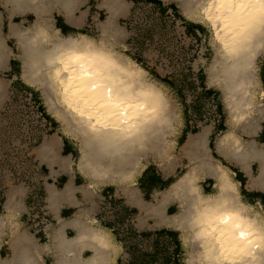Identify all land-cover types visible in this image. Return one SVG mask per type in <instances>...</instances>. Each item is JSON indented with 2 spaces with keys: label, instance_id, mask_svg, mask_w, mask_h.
<instances>
[{
  "label": "bare ground",
  "instance_id": "bare-ground-1",
  "mask_svg": "<svg viewBox=\"0 0 264 264\" xmlns=\"http://www.w3.org/2000/svg\"><path fill=\"white\" fill-rule=\"evenodd\" d=\"M174 1L187 19L212 33L215 56L207 70V81L221 91L230 123L251 110L264 114L254 70L256 58L264 49V0ZM11 3L34 12V0ZM101 6L107 15L97 23V37L83 33L66 36L54 27L51 17L41 13L29 28L12 24L10 36L19 50L22 81L43 88L49 108L59 113L57 118L80 143V157L70 165L86 180V190L113 186L121 193L131 189L141 175L145 168L141 159L148 152L162 163L169 156L172 146L166 144L165 136L173 119L164 91L146 79L147 71L141 65L114 49L126 35L116 24L117 15L126 8L124 1L102 0ZM42 10L46 14V8ZM9 50L0 33V66L10 57ZM224 136L235 141L229 132ZM196 143L206 145L204 138ZM44 144V148L55 150L53 140ZM38 156L48 165L57 159L56 151H40ZM193 158L174 185L142 203L145 215L152 217L156 226L167 222L191 228L183 230L184 241L200 246L199 264H264V216L252 205L240 202L239 191L226 169L216 168L205 156L197 162ZM214 170L224 195L201 197L202 188L195 182ZM66 188L74 191L72 184ZM174 196H181L180 204L188 208L180 216L165 214ZM135 200L140 202L137 196ZM5 223L0 219V236ZM85 239L91 242L94 253L88 264H99L111 240L106 233L91 229Z\"/></svg>",
  "mask_w": 264,
  "mask_h": 264
},
{
  "label": "crops",
  "instance_id": "crops-1",
  "mask_svg": "<svg viewBox=\"0 0 264 264\" xmlns=\"http://www.w3.org/2000/svg\"><path fill=\"white\" fill-rule=\"evenodd\" d=\"M123 1L126 8L116 17L118 26L122 19L129 17L134 5L133 0ZM101 5L102 0H34L33 12L16 8L11 0H0V26L8 32L5 43L15 40L10 36L12 24L25 29V23L30 18L35 22L39 13L51 17L54 27L66 36L83 33L97 37V23L107 15ZM43 7L46 14L40 11ZM9 54L8 60L0 66V72L8 66L11 71L16 69L12 66L16 61L14 50L10 49ZM259 55L257 98L264 107V49ZM245 115L230 123L227 113L219 114V122L212 119V114H207L210 121L203 125L197 122L196 115L189 121L190 114H182L184 124L171 131L177 135L174 152L163 163H145L135 184L121 193L113 186L86 190V180L76 167L70 165L74 160L73 150L58 133L51 139L56 142L55 150L44 148V143L35 149L36 159L43 168V177L37 183L34 178L30 184L23 183L21 163L14 160L10 165L0 150V219L6 221L0 236V264H88L94 255L91 242H87L89 238L84 241L89 229L102 231L111 240L99 264H135L136 252L144 256V264L152 260L155 264H199L200 246L185 243L183 230L191 228L167 222L156 226L153 218L145 215L146 207L142 203L150 202L155 193H164L174 185L187 171L192 162L190 157L194 156L197 162L205 156L216 168L226 169L239 191L240 202L252 205L264 216V114H254L251 110ZM226 132L235 138L234 142L225 138ZM201 138L205 139L206 145L195 144ZM45 150L48 153L56 151L57 159L53 165L39 158V152ZM216 174L214 170L206 178L196 180L202 188L201 197L204 194L212 198L223 197ZM71 184L72 193L66 188ZM135 196L140 202H136ZM180 198L172 197L165 209L166 215L180 216L188 209L180 206ZM8 219L11 220L8 222ZM73 246H76L75 250ZM136 247L140 250L136 251ZM169 247L172 252H167Z\"/></svg>",
  "mask_w": 264,
  "mask_h": 264
},
{
  "label": "rangeland",
  "instance_id": "rangeland-1",
  "mask_svg": "<svg viewBox=\"0 0 264 264\" xmlns=\"http://www.w3.org/2000/svg\"><path fill=\"white\" fill-rule=\"evenodd\" d=\"M133 1L129 17L119 22L126 35L114 49L141 65L147 71L146 79L164 91L173 119L169 130L184 124L182 114H190L189 121L196 115L197 122L203 125L210 121L207 114H226L221 91L207 81V70L215 56L211 31L187 19L174 0ZM105 18L103 15L102 21ZM33 23L34 19L30 18L25 27L29 28ZM0 33L6 41L7 30L0 26ZM7 45L15 52L13 58L16 61L12 66L16 69L11 71L8 66L7 70L0 72V150L10 165L14 160L21 163L23 183L30 184L33 178L37 183L43 177V168L36 159V148L47 140L51 141L58 133L70 144L77 162L80 143L67 124L57 118L59 113L49 108L43 88L39 84L30 86L21 81L22 63L17 57V43L10 39ZM169 130L165 141L172 146L171 153L177 135ZM141 162L157 163L150 152L142 157ZM169 248L167 252H172ZM134 257L135 264L146 262L140 253L136 252ZM147 264L155 262L152 260Z\"/></svg>",
  "mask_w": 264,
  "mask_h": 264
},
{
  "label": "built area",
  "instance_id": "built-area-1",
  "mask_svg": "<svg viewBox=\"0 0 264 264\" xmlns=\"http://www.w3.org/2000/svg\"><path fill=\"white\" fill-rule=\"evenodd\" d=\"M213 119L216 121V122H219L220 121V116L219 114H213Z\"/></svg>",
  "mask_w": 264,
  "mask_h": 264
}]
</instances>
